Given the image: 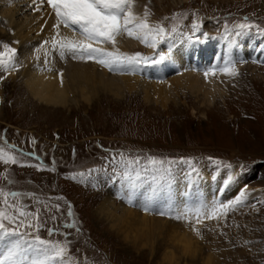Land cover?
<instances>
[{
  "label": "rangeland",
  "instance_id": "1",
  "mask_svg": "<svg viewBox=\"0 0 264 264\" xmlns=\"http://www.w3.org/2000/svg\"><path fill=\"white\" fill-rule=\"evenodd\" d=\"M134 9L143 15L147 10L148 22L153 26L160 24L169 31L176 28L183 33L174 34L171 41L174 44L189 41L188 36L210 34L213 39L227 40L233 45L243 46L248 41L264 45V0H134ZM24 13L21 18L37 17L31 6ZM193 24L199 25L195 32ZM240 24L253 27L237 36ZM5 43L14 47L8 33L0 39V51ZM137 52L149 56L141 49ZM261 71L264 72V67ZM17 72L20 75L16 79L5 80L8 73L0 70V77H4L0 79V147L7 151L15 145L23 152L34 153V157H21L25 164L50 168L55 161L56 172L0 163V189L24 194L17 203L27 205L28 211H40L41 219L46 221L39 233L42 238L64 240L63 235H48L47 228L52 227L61 233H71L68 239L72 242V264H167L162 261L165 242H159L154 253L150 248L137 251L97 216L104 198L113 197L122 186L117 176L120 169L110 162L112 154L119 153L129 158L191 159L199 175L186 176L190 166L179 164L175 166L174 184L185 180L193 189L195 186L194 190L205 183L220 184L226 174H234L235 182L227 189L246 186L247 196L226 218L207 221L202 226L203 253L214 255L215 264H264V82L261 78H254L244 69L230 83L225 101L219 98L210 110L190 94L182 95V100L170 102L166 108L149 105L141 91L129 93L122 100L101 94L91 103L79 101L67 109L39 103L28 93L21 71ZM35 156L40 159L36 160ZM209 157L231 164L232 169L217 166ZM90 169L94 171L89 175ZM79 172L86 174V183H80V177L75 181L65 178ZM234 197L232 193L223 202ZM12 202L9 197V203ZM68 203L73 206L79 233L59 227L70 222L66 216ZM56 204L61 206L60 213L51 207ZM116 204V213L121 216L119 206L124 203L117 198ZM5 207L0 198V209ZM53 214L57 216L55 223L50 218ZM175 222L183 226L182 230L194 225ZM171 249L179 258L178 264H203L200 259L191 261L180 251Z\"/></svg>",
  "mask_w": 264,
  "mask_h": 264
},
{
  "label": "bare ground",
  "instance_id": "2",
  "mask_svg": "<svg viewBox=\"0 0 264 264\" xmlns=\"http://www.w3.org/2000/svg\"><path fill=\"white\" fill-rule=\"evenodd\" d=\"M28 6L38 9L37 17L28 15L20 17L25 14V8ZM133 10L136 15L143 17L139 10ZM54 20L55 16L46 0L43 4L40 0H35V4L33 0H0V39L7 33L8 37L12 38L13 48L18 52V64L22 65L19 70L24 77L28 93L48 107L68 109L79 101L91 103L101 94L122 100L129 93L141 91L149 105L160 104L166 108L170 102L178 103L182 100V95L190 94L203 108L210 110L219 98L225 101L234 77L218 71L216 75H209L206 78L204 72L210 68H222L224 61L228 59L236 62L238 73L246 69L254 78L259 77L264 82V72L261 71L264 67L262 42L248 41L243 46H238L213 39L209 34L180 44L173 42L171 60L163 64L142 66L137 69L135 75L114 74L92 61L80 62L71 58L61 60L57 53L48 58L49 63L46 65L43 52L37 61L34 50L43 41L52 37ZM62 34L73 35L67 30H63ZM117 47L121 52L130 55L138 49L145 51L149 56L153 55L152 49L128 37L119 38ZM160 48L167 50L166 45H161ZM108 50H111L110 46ZM49 67L52 71L47 70ZM61 71L64 73L63 86L58 75ZM19 75L17 71H13L8 73L5 79L7 77L16 79ZM194 189L192 184L185 180L174 184L172 187L174 204L182 207L184 204L195 205L198 200L209 203L214 199L224 201L232 193L237 196L243 188L228 190L222 183L216 185L205 183L200 189ZM122 193L123 188L120 186L113 197L104 198L98 206L97 216L107 221L111 231L122 237L124 242L137 251L150 248L152 253L156 251L155 246L159 242H165L167 247L162 261L167 264L179 262L176 252L171 248L180 251L183 257L191 261L200 259L203 264H215L214 255L205 256L203 253L204 247L200 243L203 236H197L193 231L194 228L201 231L202 226L211 221L210 219L199 225L194 223L193 227L188 225L182 230L181 224L177 225L175 221L170 222L166 217L159 215L145 214L141 207L129 206L122 199L124 205L119 206L121 212L119 216V213H116V199ZM149 194L146 188L138 193V203Z\"/></svg>",
  "mask_w": 264,
  "mask_h": 264
},
{
  "label": "snow or ice",
  "instance_id": "3",
  "mask_svg": "<svg viewBox=\"0 0 264 264\" xmlns=\"http://www.w3.org/2000/svg\"><path fill=\"white\" fill-rule=\"evenodd\" d=\"M35 4V0H33ZM45 3V0H40ZM55 16L53 24V35L50 40H45L35 48V59L40 60L43 52L44 63H49V57L57 53L61 60L71 58L74 61H92L109 72L114 74L135 75L137 69L145 65L163 64L172 59L173 36L184 35L176 28L167 30L160 24L155 26L148 22V12L145 11L143 17L134 13V0H46ZM38 10V9H35ZM241 31L237 36L243 34L244 30H250V24H240L237 26ZM193 31L199 29L198 24H193ZM63 30L73 33L69 36L62 34ZM128 37L139 41L146 47L153 50L152 56H145L139 52L128 54L121 52L117 47L118 39ZM192 40V36L187 37ZM199 39V37H197ZM18 43V41H17ZM161 45H166L167 50H162ZM110 46L111 50H108ZM0 51V70L5 73L17 71L22 65L17 63V49L10 47L7 43L2 45ZM48 71H52L49 67ZM221 72L229 77L238 76L236 62L231 59L224 61L222 68H210L204 72L207 78L209 75H216ZM60 84L63 86L64 73H58ZM3 79V77H0ZM4 143H7L6 138ZM35 145V140L32 141ZM21 157H34V153H26L11 146V150L0 147V163L4 165H19L20 167H36L38 170H48L56 172L55 161L53 166L46 168L42 164L22 163ZM36 160L40 157L35 156ZM209 160L217 166L232 169L231 164H224L219 160ZM117 166L120 171L117 173L121 181L123 193L118 197L132 207L139 206L145 214L159 215L177 222L186 224H201L204 220H216L226 218L228 213L240 206L247 196V187L241 189L239 194L232 200L223 202L214 199L206 202L198 200L195 205L184 204L182 207L174 204L172 200V187L175 183V166L179 164L190 166L186 176L191 177L193 173L199 175L191 159L181 158L179 161L171 158H157L148 156L141 158H129L124 153L112 154L110 161ZM94 170H89V175ZM85 173L79 172L71 174L65 178L86 183ZM234 174H226L222 182L224 188H228L235 182ZM150 193L146 199L138 203L139 196L143 189ZM20 192L5 193L0 189V198L6 206L0 209V264H72L70 257L71 241L68 237L70 232L61 233L57 227L47 228L48 235L64 236V240L44 239L40 236L46 221L41 219L40 211H28L27 205L17 203L21 197ZM32 195V194H29ZM9 197L12 203H9ZM64 200V197H57ZM39 203H44L39 201ZM55 212L60 213L59 204L52 205ZM11 209V211H8ZM66 216L70 222L62 223L59 227L64 229H74L77 233L81 231L78 227L73 206L68 203ZM55 223L56 215L50 217ZM197 236L202 234L199 228H194Z\"/></svg>",
  "mask_w": 264,
  "mask_h": 264
}]
</instances>
